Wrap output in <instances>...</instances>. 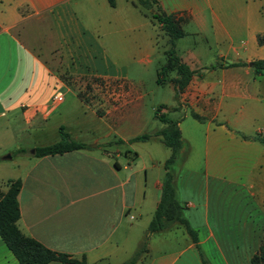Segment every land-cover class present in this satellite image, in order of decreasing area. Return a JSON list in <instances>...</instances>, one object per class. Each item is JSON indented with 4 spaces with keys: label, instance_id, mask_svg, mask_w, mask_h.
Masks as SVG:
<instances>
[{
    "label": "crops",
    "instance_id": "crops-1",
    "mask_svg": "<svg viewBox=\"0 0 264 264\" xmlns=\"http://www.w3.org/2000/svg\"><path fill=\"white\" fill-rule=\"evenodd\" d=\"M153 6L177 21L183 35L173 49L193 70L180 100L164 104L188 146L185 160L169 168L181 215L212 264V250L222 264H250L264 236V145L252 137H264V71L255 74L249 63L264 59V0H156ZM155 26L168 47L148 10L131 0H0V190L8 179H19L20 232L49 249L83 256L85 264L125 261L159 198L169 148L159 136L128 141L146 124L140 84L129 72L150 64L157 33L149 27ZM214 47V64L202 65L200 57ZM218 58L223 66L215 65ZM235 62L244 64L225 65ZM170 72L172 88L177 74ZM69 75L110 86L121 81L134 100L54 103L56 87L70 90L63 81ZM124 120L126 130L117 125ZM59 128L87 147L34 156L33 148L59 140ZM117 138L124 143L113 142ZM16 149L25 152L12 155ZM5 153L9 159L1 158ZM218 183L243 190L225 195L236 201L229 210L263 219L260 231L243 222L251 233L243 239V255L236 254L234 239L217 235L223 196ZM0 264H18L1 239ZM135 264H200V259L184 229L173 226L151 233Z\"/></svg>",
    "mask_w": 264,
    "mask_h": 264
},
{
    "label": "trees",
    "instance_id": "trees-1",
    "mask_svg": "<svg viewBox=\"0 0 264 264\" xmlns=\"http://www.w3.org/2000/svg\"><path fill=\"white\" fill-rule=\"evenodd\" d=\"M131 2L142 8H149L156 3V0H131ZM151 18L156 21L160 29L163 30L167 36L168 48L164 52L167 60L165 66L161 67V69L169 70L171 68L175 70L177 77L173 80V83L176 86L177 91H179L188 83L191 74L193 73V70H190L186 64L179 60L173 49L174 40L181 37L183 32L173 16L164 13L158 7H156L155 12L151 14ZM258 41L260 42V38H258ZM249 63L255 74L264 71V59H254ZM236 64H244V62H235L226 65L232 66ZM158 107L167 106L159 105ZM190 115L198 121L204 120L203 117L194 112H191ZM156 117L162 122L163 127L152 135L159 136L160 142L170 149L169 156L163 162L164 173L160 183L159 198L151 219L147 224L145 234L138 247L125 261L119 264H135L146 251L148 236L151 233L164 231L173 226H181L184 229L185 233L194 243L195 248L199 253L201 263L208 264L197 244L195 231L181 215L183 206H181L176 199L173 185V174L169 170L171 165H180L185 160L188 153L187 143L180 137L176 120L161 115H156ZM152 135L141 133L130 138L128 141H145ZM242 137L246 138L244 135H242ZM252 137L264 145V137L258 135ZM113 142L122 143L123 140L117 138L113 140ZM86 147V144L72 140L67 132L63 131L62 128H59V140L48 145L33 148V155L38 157L47 154H59ZM21 152H25V149H16L12 154H18ZM19 187V179H8L5 191L0 190V239L11 252L18 264H46L50 261H58L60 264H85L83 256L80 259H76L66 253L49 249L34 238L20 232L16 226V221L19 217L17 201ZM249 263L264 264V236L261 239L257 250L251 255Z\"/></svg>",
    "mask_w": 264,
    "mask_h": 264
},
{
    "label": "rangeland",
    "instance_id": "rangeland-1",
    "mask_svg": "<svg viewBox=\"0 0 264 264\" xmlns=\"http://www.w3.org/2000/svg\"><path fill=\"white\" fill-rule=\"evenodd\" d=\"M143 9L146 11L148 10L149 15L153 13L152 10H155L153 5L150 6L149 8H143ZM153 28L156 30L157 33L155 35L156 49H155V53L151 57L150 64L144 66H138L129 72V76L133 77V79L137 80L138 83L140 84L139 87H140V91L142 92V96L139 100H141L144 111L143 123L144 122L146 123L145 130L142 133H148L150 135H152L153 129H158V126L162 124V122L159 121L156 115L166 116V112H167L166 107H158V106L159 105L165 106L164 105L165 103L169 105L173 102V100H180L179 92L182 90L181 89L177 91L175 85L172 88L169 85L170 82L169 76L171 73L170 71H175V70L171 68L169 70L161 69V67H164L166 64L167 58L164 52L167 50L168 47L165 44V37L158 34L159 31L156 28V26L149 27L151 33H153L154 35ZM220 46L222 47L221 43ZM164 49L165 51L162 52ZM215 50L216 47L212 48L209 53H206L202 55V57H200V61L202 65L214 64L215 53L213 51ZM217 62L218 63L215 64L216 66H223L222 64L223 59L218 58ZM63 81L67 86H69L70 90H65L62 87H56V89L57 88L60 89V91H62L63 93L62 100H103V99L116 100V101L134 100L132 94L127 95L126 87L122 85L121 81L113 82V85L110 86L104 84L103 83L104 81H100L98 79L94 80L92 78H89V76H72V75H69L67 77L64 76ZM46 92H47L46 97H48V95L51 96L52 90L49 91L48 89H46ZM127 123L128 122H126L125 120L118 121L117 125L118 126L121 125L122 128L126 130ZM18 139H20V136H18ZM122 143H117V144L119 145ZM126 146L127 145L125 144L122 145L121 147H126ZM161 148L162 150L168 151V149L164 146H162ZM157 156H159V154H157ZM149 175H150V171H148V177ZM217 189H218V193L223 195L220 200L221 206L218 214L219 223L217 226V230H218L217 235L220 238L225 239L226 241L233 242L234 239L237 245L236 254L243 255V253L246 251V249L243 246L244 244L243 239L247 241L249 234H251V233H247V231L245 232V230L242 229V227H244L243 222L246 220L248 230H249L248 224H250L251 222L253 229L255 227H258L260 231L263 227V219L261 216L253 213L251 217L240 215L241 213L239 212V210L235 209L234 207H233L234 209L233 208H230V210L228 209V205L231 204L234 206L236 201L229 198H225V195L242 192L243 190L239 186H232V185L218 183ZM200 234L203 235L202 232H200L199 235ZM254 235H258V234L255 233ZM170 236H174V235H170ZM174 238L175 237H171L170 239L175 240ZM200 250L203 257L206 259L207 263L212 264L208 260V258L205 257L202 249ZM231 250L232 248L230 249L224 248L225 253H228ZM215 252H216L215 250H212L210 252L211 260L213 261L214 264H222L219 261L218 259L219 257L215 254ZM200 264H202L201 261Z\"/></svg>",
    "mask_w": 264,
    "mask_h": 264
},
{
    "label": "built area",
    "instance_id": "built-area-1",
    "mask_svg": "<svg viewBox=\"0 0 264 264\" xmlns=\"http://www.w3.org/2000/svg\"><path fill=\"white\" fill-rule=\"evenodd\" d=\"M63 99V93L61 91H56L53 94L52 100L54 103H58Z\"/></svg>",
    "mask_w": 264,
    "mask_h": 264
},
{
    "label": "water",
    "instance_id": "water-1",
    "mask_svg": "<svg viewBox=\"0 0 264 264\" xmlns=\"http://www.w3.org/2000/svg\"><path fill=\"white\" fill-rule=\"evenodd\" d=\"M2 159H9L10 158V154L9 153H5L3 156H1Z\"/></svg>",
    "mask_w": 264,
    "mask_h": 264
}]
</instances>
